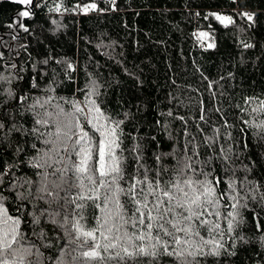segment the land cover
Wrapping results in <instances>:
<instances>
[{
	"label": "snow or ice",
	"instance_id": "6c2138e0",
	"mask_svg": "<svg viewBox=\"0 0 264 264\" xmlns=\"http://www.w3.org/2000/svg\"><path fill=\"white\" fill-rule=\"evenodd\" d=\"M11 2L20 8L15 23L8 27L28 32L23 20L31 17L37 5L34 0ZM110 2L114 4L115 0ZM63 3L64 0H54L55 6L49 11H103L98 9L95 0L74 8L64 7ZM237 15L254 26V13L242 11ZM209 16L225 27L235 24L230 15L212 12L205 19ZM199 35L207 37L208 33ZM213 46L208 45L209 48ZM244 47L252 48L253 45L244 44ZM50 59L52 57L42 63L46 65ZM56 63L66 66L64 71L68 79L77 70L70 60H57ZM11 67L17 66L12 64ZM39 75L37 70L32 76V89L40 88ZM88 75L85 88L76 89L82 92L83 100L76 97L75 92L73 98L47 95L55 91L51 87L44 89L45 96L33 97L34 102L24 109L32 113L31 129L15 124L9 126L0 112V132H3L0 144L7 142L11 147L13 133L23 132L35 138L31 144L35 155L27 161L35 170V179L13 176L6 184L4 178L12 175L10 170L19 168L24 161H0V264H164L165 259L171 264H208L209 258L219 261L223 256H235L239 244L250 242L240 234L246 224L241 210L248 209L250 202L264 206L261 187L248 180L247 175L244 179L237 176L241 170L236 167L240 153L222 143L217 147L218 140L223 137L213 135L205 136L203 143L211 154L203 156L199 150L201 145L188 130V119L183 115L174 116L169 109L161 115L180 120L185 126L182 152L178 154L174 148L171 152L154 154L158 167L148 166L142 137H132V147H125L124 125L129 114H124L125 119L115 118L105 107L103 85L91 73ZM13 79L23 80L24 77L0 72V83L11 84ZM208 88L212 90L213 82H209ZM4 92L18 104L29 99V94H20L14 88L4 89ZM216 95L213 92V97ZM54 99L63 103L53 104ZM199 103L198 120L207 123L204 102ZM243 103L257 116L264 115V99L245 97ZM180 104L183 105L182 100ZM235 107L240 108V105ZM156 123L162 124L160 120ZM243 123L255 129L254 135L264 141V120L253 117ZM163 127L167 130L169 125L163 124ZM222 127L233 125L225 120ZM196 128L203 133L199 123ZM240 131L243 133L244 129ZM214 132L219 133L220 128ZM172 138L169 133V139ZM228 138L231 139V133ZM37 142L43 147H37ZM248 147L244 142L243 148ZM23 151L17 146L15 154ZM4 155L7 153L0 147V157ZM169 157L175 160L171 168L164 162ZM243 171L251 170L244 166ZM9 198L15 203V215L3 202ZM41 202L47 207L41 208ZM89 209L95 210L90 218ZM258 215L253 219L256 230L262 233L259 246L264 248V223ZM45 216L62 235L52 237L40 227ZM22 225L29 226L28 230ZM54 246L59 255L45 256L42 249ZM33 256L35 259H29Z\"/></svg>",
	"mask_w": 264,
	"mask_h": 264
},
{
	"label": "trees",
	"instance_id": "16d2710c",
	"mask_svg": "<svg viewBox=\"0 0 264 264\" xmlns=\"http://www.w3.org/2000/svg\"><path fill=\"white\" fill-rule=\"evenodd\" d=\"M91 2L93 0H64L63 6L74 8L77 4ZM95 3L103 11L57 13L49 11L55 6L54 0H34L37 6L33 7L31 17L23 20L29 29L24 32L15 26L8 27L15 23L20 6L11 0H0V72L24 77L23 80L13 79L11 84L0 83V112L9 126L33 127L32 113L24 109L34 102L33 97L45 96L47 87L55 89L47 95L73 98L75 92V96L83 100L82 92L76 89L85 88L91 73L106 91L105 107L110 113L118 119H125L124 114H129L124 125L125 147H132V137H142L148 166L158 167L154 154L171 152L174 148L178 154L182 152L183 122L161 115L171 109L174 116L183 115L188 119V130L201 145L199 150L203 156L211 154L203 143L205 136L223 137L217 147L222 143L240 153L236 167L241 170L237 176L244 179L247 175L248 180L264 191V141H259L254 135L255 129L243 123L253 117L264 120V115L257 116L243 103L245 97L264 99V0H115L114 4L110 0H95ZM242 11L255 14L254 26L237 15ZM212 12L232 16L235 24L225 27L214 17L205 19ZM201 32L208 33L207 37H201ZM209 44L214 46L209 48ZM244 44L253 47L245 48ZM48 57L52 59L43 64ZM65 59L77 69L71 73V79L65 75L66 66L56 63ZM12 64L17 67L12 68ZM37 70L40 88L32 89L31 78ZM209 82H213L211 91ZM13 88L20 94H29V99L23 104L9 99L4 89ZM213 92L217 94L215 97ZM200 101L204 102L207 123L198 120ZM52 103L63 101L54 99ZM237 104L245 111L235 107ZM157 120L162 124L157 125ZM225 120L233 127H222ZM197 123L204 129L203 133L196 128ZM163 124L169 125L167 130ZM216 128H220L219 133L214 132ZM34 139L23 132L13 133L11 147L7 142L0 144L7 153L0 161H24L19 168L10 170L12 175L4 178L6 184L13 176L35 179V170L27 163L35 155L31 147ZM244 142L249 145L247 149L243 148ZM17 146L24 149L19 155L15 154ZM37 147L43 146L37 142ZM125 155L130 154L125 152ZM164 162L170 168L175 165L170 157ZM244 166L251 171L245 173ZM7 191L5 187V193ZM3 202L15 215L12 199ZM40 206L47 207L43 202ZM93 211L89 209V218ZM241 211L246 224L240 234L250 242L239 244L235 256H223L219 261L209 258L208 264H264V248L259 246L262 233L256 230L253 219L258 213L260 222L264 223V206L250 202L249 208ZM28 227L22 225L26 231ZM40 227L52 237L62 235L47 216ZM42 251L49 257L59 255L55 246ZM164 264L171 262L165 259Z\"/></svg>",
	"mask_w": 264,
	"mask_h": 264
}]
</instances>
